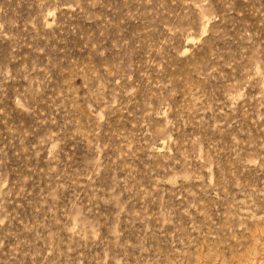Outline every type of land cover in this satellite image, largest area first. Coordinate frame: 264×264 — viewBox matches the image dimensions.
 Listing matches in <instances>:
<instances>
[{"label":"rangeland","instance_id":"obj_1","mask_svg":"<svg viewBox=\"0 0 264 264\" xmlns=\"http://www.w3.org/2000/svg\"><path fill=\"white\" fill-rule=\"evenodd\" d=\"M0 264H264V0H0Z\"/></svg>","mask_w":264,"mask_h":264}]
</instances>
